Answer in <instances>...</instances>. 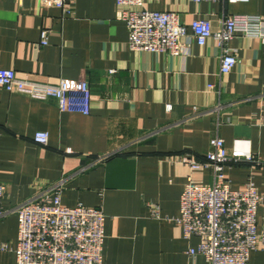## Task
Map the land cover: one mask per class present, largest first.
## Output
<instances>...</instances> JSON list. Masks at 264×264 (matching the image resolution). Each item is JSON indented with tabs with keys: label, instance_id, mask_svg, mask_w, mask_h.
Returning <instances> with one entry per match:
<instances>
[{
	"label": "crops",
	"instance_id": "crops-1",
	"mask_svg": "<svg viewBox=\"0 0 264 264\" xmlns=\"http://www.w3.org/2000/svg\"><path fill=\"white\" fill-rule=\"evenodd\" d=\"M145 7L179 13L188 32L198 17L217 29L227 15L264 16V0H147ZM73 8L66 16L57 7L39 8L38 0H0V68L37 81L85 79L91 91L84 114L60 111L54 98L0 88L1 204L7 211L0 215L6 247L0 264H15L16 206L57 182L62 205L103 210L100 264H207L202 255H188L198 240L185 239L175 217L188 177L210 184L212 173L178 158L202 159L218 135L228 152L248 149L259 161L228 163L231 188L242 189L251 178L264 195V49L258 39L236 33L228 46L238 61L222 75L212 39L192 41L187 55L135 51L115 0H74ZM42 29L50 31L45 46ZM37 131L48 133L47 145L34 141ZM248 264H264V249L251 251Z\"/></svg>",
	"mask_w": 264,
	"mask_h": 264
},
{
	"label": "built area",
	"instance_id": "built-area-1",
	"mask_svg": "<svg viewBox=\"0 0 264 264\" xmlns=\"http://www.w3.org/2000/svg\"><path fill=\"white\" fill-rule=\"evenodd\" d=\"M147 0H115L117 17L128 31V46L135 51L169 55H187L192 41L205 45L215 41L219 51V72L232 71L238 59L228 41L240 33L259 40L264 49V16L232 14L224 16L214 29L208 17L195 18L188 32L175 11H154L145 7ZM243 2L248 0H192ZM74 0H38L39 8L57 7L72 16ZM49 29L40 32V44H48ZM0 88L24 93L35 99L54 98L60 111L89 113L91 91L85 79L59 78L54 82L20 77L13 69L0 68ZM171 105H167V110ZM34 141L47 145L48 133L37 131ZM70 152V150H67ZM108 156L96 158L105 160ZM190 169L209 168L210 184L198 185L188 177L179 200L175 221L182 227L185 239L195 236L196 247H189L191 257L202 255L207 264H248L250 253L264 249V195L250 178L242 189H233L224 169L230 162L259 164L248 149L234 147L228 152L224 139L214 135L202 159L186 153L178 158ZM5 185L0 183V215L6 214L1 201ZM60 182L49 191L36 194L15 208L18 217L15 264H100L105 238V214L102 209L77 204H61ZM152 216L159 217L157 205H151ZM260 210V212H258ZM260 218V222H258ZM0 243V249H5Z\"/></svg>",
	"mask_w": 264,
	"mask_h": 264
}]
</instances>
